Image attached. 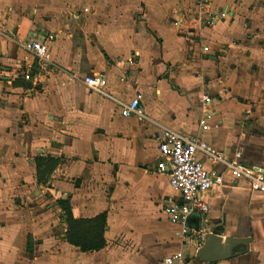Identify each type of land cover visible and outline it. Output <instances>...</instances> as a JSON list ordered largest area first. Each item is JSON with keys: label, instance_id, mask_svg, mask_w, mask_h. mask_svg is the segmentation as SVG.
Instances as JSON below:
<instances>
[{"label": "crops", "instance_id": "0c3cea01", "mask_svg": "<svg viewBox=\"0 0 264 264\" xmlns=\"http://www.w3.org/2000/svg\"><path fill=\"white\" fill-rule=\"evenodd\" d=\"M258 1L0 0V170L6 175L0 264H161L179 250L190 254L188 264H264V194L206 156L205 167L221 173L222 183L204 194L208 212L199 216V230L191 227L193 240L182 243L180 227L162 211L166 197L177 193L156 170L155 138L170 128L200 136L225 160L238 154L245 164L264 165V32L252 30L264 27V19L247 21L251 10L264 11ZM229 9L246 17L219 20L216 12ZM208 14L212 22L202 23ZM34 30L54 36L47 67L15 84L35 58L22 47ZM96 74L105 80L98 90L85 82ZM135 97L140 115L122 116L123 104ZM37 156L58 160L50 185L56 202L68 200L73 217L91 218L113 205L102 248L81 251L68 243L67 225L53 244H28L16 205L26 194L12 188L47 183L36 178ZM88 176L111 183L107 202L88 201L71 184ZM103 183L94 192L107 189ZM208 233L221 237L219 252L197 258ZM112 236L120 238L114 258ZM139 241L148 243L139 248Z\"/></svg>", "mask_w": 264, "mask_h": 264}, {"label": "built area", "instance_id": "2783aa9c", "mask_svg": "<svg viewBox=\"0 0 264 264\" xmlns=\"http://www.w3.org/2000/svg\"><path fill=\"white\" fill-rule=\"evenodd\" d=\"M53 38L51 33L34 30L22 43V47L44 61L48 54L47 42ZM85 82L95 90L105 84L102 74L88 76ZM202 100L208 103L211 97L204 94ZM140 110V100L135 97L123 104L121 115H140ZM201 127L206 129L207 125L201 122ZM155 138L159 151L156 170L168 175L169 184L177 193V196L166 197L162 211L170 223L180 227L183 244L193 240L190 235L193 229L188 225L189 217L193 214L201 217L208 212L204 194L214 184L222 183L221 173L208 170L202 156L221 162L235 179L246 180L254 190L264 194V165L245 164L238 160V154L234 159L225 160L219 151L211 148L200 136L189 137L170 128H162ZM190 258L188 252L179 250L166 256L161 264H188Z\"/></svg>", "mask_w": 264, "mask_h": 264}, {"label": "rangeland", "instance_id": "374dc122", "mask_svg": "<svg viewBox=\"0 0 264 264\" xmlns=\"http://www.w3.org/2000/svg\"><path fill=\"white\" fill-rule=\"evenodd\" d=\"M258 2H263L264 0H259ZM258 10V9H257ZM250 11V10H249ZM216 14H218V19L221 21H224L227 16L230 18L232 15L235 16H244V11L239 10V11H233L231 9L229 10H223V11H217ZM249 14V13H248ZM251 15H248L247 21H257V20H262L264 19V11H256V10H251L250 12ZM230 15V16H229ZM258 16V17H256ZM213 19V14H208V16H204L202 18V23H211ZM255 28H252V30H256V32H264V27H258V25H255ZM252 31H249L248 35L252 34ZM47 67V64L43 62V60H39L38 58H34L32 61V64L29 66V70L26 72L24 69V72L20 73L19 75H15V84L23 82V81H29L32 77V75L38 74L41 70H44ZM22 69V66L19 68V70ZM0 82H2V79L0 78ZM21 120L19 123L23 125L26 123L24 120V116L20 118ZM22 121V122H21ZM28 124V123H27ZM18 125V124H17ZM77 158V157H76ZM96 160V159H95ZM87 169V168H86ZM87 170H90L89 168ZM46 174V173H45ZM44 174V179L47 181V179L50 176V173ZM96 174V173H93ZM6 177L3 176V172L0 170V178ZM37 178V175H36ZM18 179V177H16ZM49 181V182H48ZM47 183L43 186V188L38 187L37 185H25L26 187H19V185L15 186L14 189L16 192L14 194H17V191H23L25 197L23 200L19 197L18 200H16V205L19 207V210L21 212V216L23 217L22 222L24 226H26V232L28 234L27 237V242L28 244L32 243H40L46 247V245L53 244L58 240L62 239L61 234L64 231V228L66 227V222H65V214L62 208L58 205V203L55 201V196L57 193L54 190V187H51V182L50 178L48 179ZM22 184H25L24 181L21 182ZM103 182L99 181L98 178L94 177H73L71 184L74 186V188H82L83 193L86 194L85 198H88V201H90L92 198H97L100 199L101 202H107V198L109 197L111 189V183H106L104 182L103 185H108L107 189L102 188L101 193H96L94 190ZM82 184V186H81ZM24 188V189H23ZM57 190V189H56ZM74 190V189H73ZM70 191V192H73ZM27 196V197H26ZM103 211L106 213V220H108V213H111V216H113L115 208L113 205H110V203H106L104 207L102 208ZM34 216V217H33ZM26 223V225H25ZM110 225H114V220L110 219L109 222ZM35 230L36 233H33ZM144 235H140L139 237L141 238ZM120 238L118 236H112L110 238L111 241V247H112V252L110 255L112 257H116V255H119L116 251L118 246V240ZM126 247L130 245V242L128 240L125 241ZM148 242H142L139 241L138 247H142L143 245H146ZM124 247V249H126ZM43 253L47 251H42ZM50 254V253H48Z\"/></svg>", "mask_w": 264, "mask_h": 264}, {"label": "trees", "instance_id": "16d2710c", "mask_svg": "<svg viewBox=\"0 0 264 264\" xmlns=\"http://www.w3.org/2000/svg\"><path fill=\"white\" fill-rule=\"evenodd\" d=\"M34 161L38 182H44L46 180L44 174L51 173L58 163V160L51 156H37ZM57 203L65 214L67 225L65 239L68 243L79 247L81 251L99 250L104 246L105 213H100L91 218H75L71 213L67 199H58Z\"/></svg>", "mask_w": 264, "mask_h": 264}, {"label": "water", "instance_id": "95a60500", "mask_svg": "<svg viewBox=\"0 0 264 264\" xmlns=\"http://www.w3.org/2000/svg\"><path fill=\"white\" fill-rule=\"evenodd\" d=\"M188 225L193 227L196 230L200 229V217L196 214H193L188 219ZM221 237L216 236L213 233H208L204 237L203 245L197 250L196 257L197 258H207L210 254H216L219 252V246L221 244L220 241ZM248 238H233V237H226V242L231 243H243L247 242Z\"/></svg>", "mask_w": 264, "mask_h": 264}]
</instances>
